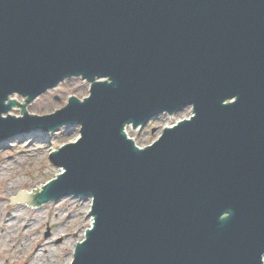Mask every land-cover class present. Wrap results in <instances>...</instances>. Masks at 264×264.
Wrapping results in <instances>:
<instances>
[{
    "label": "water",
    "instance_id": "obj_1",
    "mask_svg": "<svg viewBox=\"0 0 264 264\" xmlns=\"http://www.w3.org/2000/svg\"><path fill=\"white\" fill-rule=\"evenodd\" d=\"M74 76L88 97L28 112ZM186 107L145 148L125 131ZM75 124L65 172L9 197L93 199L72 264H264V0H0V142Z\"/></svg>",
    "mask_w": 264,
    "mask_h": 264
},
{
    "label": "rangeland",
    "instance_id": "obj_2",
    "mask_svg": "<svg viewBox=\"0 0 264 264\" xmlns=\"http://www.w3.org/2000/svg\"><path fill=\"white\" fill-rule=\"evenodd\" d=\"M90 84L79 77L64 80L55 88L38 96L26 105L29 113L45 115L66 105L69 95L88 96ZM14 99H25L16 94ZM10 114L22 116L21 108H12ZM192 113V107L171 115H162L143 129L129 127L128 133L139 146L157 140L164 127L172 125ZM4 115H7L4 113ZM80 125L63 127L45 134L15 132L0 143V264H71L74 246L85 238V229L91 227L88 198L65 197L37 208L26 204H9L10 196L19 190L29 192L39 184H46L63 168L51 159L52 151L77 140ZM22 208H19L21 207ZM12 216L9 220L8 215ZM28 230H25L26 226Z\"/></svg>",
    "mask_w": 264,
    "mask_h": 264
},
{
    "label": "bare ground",
    "instance_id": "obj_3",
    "mask_svg": "<svg viewBox=\"0 0 264 264\" xmlns=\"http://www.w3.org/2000/svg\"><path fill=\"white\" fill-rule=\"evenodd\" d=\"M27 192V191H26ZM21 205V204H20ZM19 208H22V206L21 207H19ZM8 217H9V220L7 221V222H9L10 220H12V216L9 214L8 215ZM29 229V226L27 225L26 226V228H25V230H28Z\"/></svg>",
    "mask_w": 264,
    "mask_h": 264
}]
</instances>
